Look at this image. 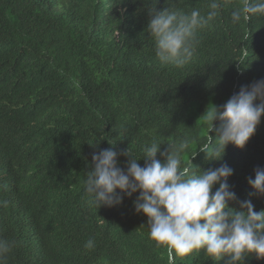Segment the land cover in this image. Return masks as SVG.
<instances>
[{"label": "trees", "instance_id": "obj_1", "mask_svg": "<svg viewBox=\"0 0 264 264\" xmlns=\"http://www.w3.org/2000/svg\"><path fill=\"white\" fill-rule=\"evenodd\" d=\"M211 2L0 0V239L13 245L4 264H169L167 248L150 239L148 218L135 210L139 192L121 193L112 207L90 203L86 174L93 155L109 148L126 171V150L140 157L154 140L165 151L187 139L183 159L197 173L233 170L230 208L246 212L250 201L264 210V193L249 183L264 169V116L243 149L228 144L220 160L199 150L220 124L208 132L212 106L264 81V14L233 23L245 0H216L218 16L197 30L182 67L159 61L147 28L153 13L205 16ZM156 159L164 160L159 152ZM172 264L233 262L200 249L173 253ZM236 264L264 258L250 254Z\"/></svg>", "mask_w": 264, "mask_h": 264}, {"label": "clouds", "instance_id": "obj_2", "mask_svg": "<svg viewBox=\"0 0 264 264\" xmlns=\"http://www.w3.org/2000/svg\"><path fill=\"white\" fill-rule=\"evenodd\" d=\"M219 7L216 0H212L205 16L198 10L188 15L169 10L151 14L147 28L155 40L159 61L182 67L190 60L195 51L197 30L218 16ZM257 13L264 14V0H245L242 9L232 11L231 19L236 23L243 14ZM257 100L260 103H255ZM262 116L264 81H258L249 88H242L221 107L212 106L207 115L208 132L213 129L214 121L220 124L215 137L208 135L199 150L208 159L220 160L228 144L243 149ZM162 143L154 140L140 157L126 150L124 155L130 157L126 171L118 167L117 153L112 148L94 154V166L84 182L90 203L97 208L112 207L122 202L121 193L131 197L139 192L134 201L135 210L148 218L150 239L157 247L167 248L169 264H172L173 253L187 256L200 249L215 260L230 256L233 264L250 254L264 258V210L254 211L250 201L242 205L247 208L246 212L229 207V201L236 199L227 183L233 170L221 165L197 173L191 160L183 159V153L190 147L187 139L168 143L165 151L160 149ZM158 152L163 162L156 159ZM195 154L196 151L192 156ZM142 157L145 159L143 167L137 162ZM249 183L256 192L264 193V169L257 170L255 179H250ZM4 206H7L6 201ZM93 246L92 240L85 245ZM12 248V243L0 239V264H4Z\"/></svg>", "mask_w": 264, "mask_h": 264}]
</instances>
